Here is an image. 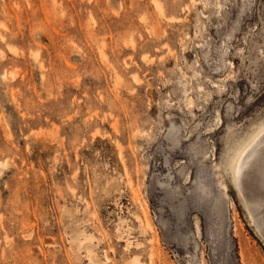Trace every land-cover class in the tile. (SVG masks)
<instances>
[{
	"label": "rangeland",
	"instance_id": "374dc122",
	"mask_svg": "<svg viewBox=\"0 0 264 264\" xmlns=\"http://www.w3.org/2000/svg\"><path fill=\"white\" fill-rule=\"evenodd\" d=\"M0 161V264H264V0H0Z\"/></svg>",
	"mask_w": 264,
	"mask_h": 264
},
{
	"label": "bare ground",
	"instance_id": "6f19581e",
	"mask_svg": "<svg viewBox=\"0 0 264 264\" xmlns=\"http://www.w3.org/2000/svg\"><path fill=\"white\" fill-rule=\"evenodd\" d=\"M155 5H156V7L158 8V10L160 11V12H163V8H162V6L159 4V3H155ZM62 11V10H61ZM62 14H63V11H62ZM161 14H163V13H161ZM92 17V16H91ZM170 21H177L178 19L177 18H175V17H169L168 18ZM3 38V37H2ZM102 46H104V43L102 42ZM131 46L133 47V48H135V43H134V40L132 39L131 40ZM12 47H10V49H11ZM168 49H169V47H168ZM171 50V49H170ZM169 51V50H168ZM170 52V51H169ZM172 52H170V54H171ZM100 55H101V58H102V60L103 61H105V62H107L108 61V59H107V56L105 55V53H104V51L103 50H100ZM153 58H151L150 59V61L152 60ZM110 63H108L107 65H109ZM115 70V69H114ZM134 81L135 82H137V83H139L141 80L140 79H138L136 76H134ZM201 88V87H200ZM199 88V89H200ZM102 97V96H101ZM119 147V146H118ZM119 150H120V147H119ZM121 152H122V150H121ZM232 160H234V158L232 159ZM6 166V164L3 162V161H0V174H1V172H2V169H3V167H5ZM141 206V205H140ZM143 207V206H142ZM142 207H140V208H142ZM141 216H142V218H140L141 220V222H142V224H143V227H144V229L147 231V232H149V233H152V232H154V227H153V225H152V223H151V221H150V219L148 218V216H147V211H146V208L145 207H143L142 208V211H141ZM258 224H261L262 226H264V215H262L261 216V219L259 220V221H256ZM149 256L151 257L152 256V252L149 254ZM109 261V260H108ZM95 264H97L96 262H95ZM99 264H105V263H99Z\"/></svg>",
	"mask_w": 264,
	"mask_h": 264
}]
</instances>
